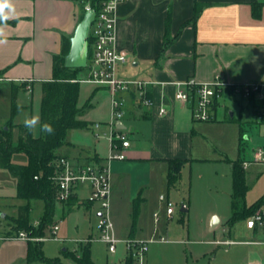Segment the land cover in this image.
<instances>
[{"label": "rangeland", "instance_id": "374dc122", "mask_svg": "<svg viewBox=\"0 0 264 264\" xmlns=\"http://www.w3.org/2000/svg\"><path fill=\"white\" fill-rule=\"evenodd\" d=\"M149 71L150 68L144 65L138 67L130 65L123 76L143 79L149 76ZM87 77L88 72L79 75L81 79ZM12 89L10 85L0 84V132L6 129L11 117ZM168 97L167 105L170 109L166 113H169L166 116L167 120L158 119L155 111L160 107L156 99L153 122L141 118H124L125 125L135 132L136 140L132 143L134 147L141 151V155L152 153L157 160L140 159L130 170L131 177L117 190L113 188L112 177L110 215L116 237L120 241L117 252L110 253L107 244L100 240L97 205L94 206L93 212H87L83 208L73 211L65 209L64 215H61L59 208L64 206L59 204L50 221V227L60 224L61 230L56 236L43 241L45 258L60 259L62 264H72L71 259L64 256L65 251L68 254L75 253L79 246L91 241L92 256L96 264H119L128 257L125 246L127 241L153 240L146 256V264H255L264 261V229L249 230L245 219L233 225L229 224L228 219L232 216L233 171L231 164L227 162H234L239 158L241 126L248 130L243 136L247 156L258 146L264 145V122L258 119V109L263 108V102L258 100L252 104L247 100L235 102L224 95L219 100L218 121L194 122L190 127L191 138L187 141L176 138L182 137L177 136L175 132L173 115L175 112L173 107L179 101L175 97ZM41 100L40 87H36L32 95L20 90L19 104L30 105L31 109L21 113L18 121L38 116L39 123L33 130L35 136L40 134ZM255 106L258 108L256 112ZM78 107L83 110L80 119L87 122L88 127L69 132L68 140L74 146L71 154L87 151L94 153L96 150L99 153L107 152L109 142L107 139L98 142L93 125L110 121L111 96L105 89L83 82ZM232 118L239 123L221 122ZM154 127L157 130L155 138L158 139L152 141ZM96 131H100V136L101 132L108 133L105 126ZM14 134L17 138L19 132L15 131ZM159 138L163 140L158 141ZM167 159L193 160L183 165L177 187H170L168 184ZM241 159L247 162L242 157ZM28 161V156L24 153L15 154L12 159L15 165H27ZM244 169L249 175L250 190L243 201L245 206L240 204V209L251 206L264 196V164L252 159ZM16 195V179L8 170L0 169L1 213L15 217L19 206L27 203L16 199ZM162 196L166 201L161 200ZM168 199L174 204L175 211L172 216L167 215ZM31 208V222L43 217L45 212L43 201H32ZM183 208L186 211H183ZM263 209L264 206L255 211L252 217ZM155 214L159 216L158 221L154 217ZM214 217H218L223 224L216 231H211ZM12 221L13 217H8L6 226ZM227 242L232 244L229 245Z\"/></svg>", "mask_w": 264, "mask_h": 264}, {"label": "crops", "instance_id": "0c3cea01", "mask_svg": "<svg viewBox=\"0 0 264 264\" xmlns=\"http://www.w3.org/2000/svg\"><path fill=\"white\" fill-rule=\"evenodd\" d=\"M86 1L10 0L13 11L9 12L6 9L9 18L0 24V29H3L0 40L4 41L0 43V72L2 73L0 84L12 87L17 85L20 88L26 85L28 88L30 83L32 88L31 91L27 92V95L33 94L36 87L42 89V83L51 80L53 77L54 56L61 53L63 38L72 39L76 33L85 15L83 4ZM196 2L205 3L208 6L202 10L197 23L194 24L190 21L194 15ZM255 7L259 9V15H255ZM169 11L172 12V36L178 33L183 24L187 23V25L181 36L168 48L165 54L161 55L165 23ZM117 15V46L119 49L127 51L130 57L129 63L120 69V76L128 80L156 81L159 83L152 86L150 91L153 102L155 103L156 99V102L159 103L160 108L156 109L155 112L160 120H167L166 116L169 115V113L160 115V109L165 107L169 111L168 96L175 97L177 92V87L173 84L175 82L195 79L198 83H209L216 76H220L222 81L228 83L230 87L264 85V0H124L118 5ZM130 65L149 67V76L143 79L124 77L125 70ZM103 89L109 93L106 88ZM261 93L264 96V88ZM225 96L234 99L235 102L247 100L250 104L257 100L254 98L246 99L241 96L234 97L228 94ZM123 98L126 101V118H141L153 122L154 106L146 108L139 103L137 104L136 93L124 94ZM219 106L220 103L215 111V118L209 122L218 121ZM173 108L175 109L173 114L175 132H177V136H182L176 138L189 141L191 138L190 127L194 122H197L193 120L192 106L179 101ZM257 109L255 106V112ZM231 114L233 116V113ZM221 122L230 121L224 119ZM94 125L93 129L98 134L100 131H96ZM123 125L129 132L131 145L124 150L127 156L126 160H116L110 163V187H112L113 177V188L116 190L131 177L130 170L140 159L157 160L152 153H142L141 155V151L132 144L136 140L135 132L125 125L124 119ZM257 126L259 125L257 124ZM177 129H182V131ZM243 130V136H245L248 130L245 128ZM156 133L157 130L154 127L152 129V141L158 139V137L155 138ZM246 137L248 138V136ZM97 138L99 143L107 139L109 142L107 152L99 153L96 150L94 153L87 151L72 155L74 146L70 143V145L62 148L59 154L75 165H105L110 155V140L107 137V131L101 132V136ZM161 140L163 139L159 138L158 141ZM241 142L243 148L240 147L239 157L247 161L252 160L255 149L247 156L244 149L246 142L244 139ZM167 160L169 162L172 159ZM183 160L186 163L193 161ZM227 162L231 164L233 171L232 162ZM246 177L247 183L250 185L249 175L247 174ZM178 184L174 187H177ZM90 194L89 185L80 186L74 195L75 205L71 209L73 211L83 208L87 212H93L94 206L97 205L96 215L98 219L100 205L89 202ZM110 198L111 194L109 203ZM16 199H18L17 195ZM25 205L27 203L21 206ZM61 205L64 208L60 207L59 213L64 215L65 204ZM242 205L245 206L244 203ZM58 206H60L59 203H57ZM19 208L15 217L0 212L1 218L5 220H3L5 227L0 230V264H30L28 262L29 242L6 236L8 229H10L6 226V217L16 218L19 214ZM39 221L40 219L32 221V223L35 224ZM221 224L223 223L220 220V224L211 231H216ZM225 225L227 224L225 223ZM247 228L256 231L261 227L256 226L254 229H250L247 225ZM49 234L50 232L47 236ZM255 264H264V261L262 263L255 262Z\"/></svg>", "mask_w": 264, "mask_h": 264}, {"label": "trees", "instance_id": "16d2710c", "mask_svg": "<svg viewBox=\"0 0 264 264\" xmlns=\"http://www.w3.org/2000/svg\"><path fill=\"white\" fill-rule=\"evenodd\" d=\"M108 0H87L85 7L90 5L97 13L100 12L102 4ZM208 6L205 3H195L194 15L190 22L197 23L202 10ZM255 15H259V9L255 7ZM5 20H0V24ZM187 23L183 24L175 36L171 34L172 12L169 11L166 23L165 34L162 43L161 55L165 54L168 48L181 36ZM91 43V39L89 41ZM72 44L71 39L64 37L62 41V51L54 56L53 77L49 81L42 83V100L40 108V134L34 135L29 132L24 121H18L21 113L31 109L30 105L19 104L20 90L25 93L28 89L25 86L21 88L13 85L11 117L7 122L6 128L0 132V169L8 170L12 177L17 181V198L27 202V205L19 208V214L10 225L6 236H11L21 231L27 232L31 237H45L50 232V221L57 208V187L54 177L57 172V164L62 157L59 151L70 145L68 135L71 130L84 129L88 123L81 120L83 110L78 107L81 83L79 75L88 72V69H68L65 66V59L70 53ZM90 53V51H89ZM91 54V53H90ZM2 73L0 72V78ZM236 87H228L225 91L230 96L235 95ZM32 95V94H30ZM149 98H152V92L148 91ZM219 102L215 105L217 109ZM230 122L239 123L235 119H229ZM44 123L51 124L54 131L48 134L41 130ZM15 131L19 134L15 137ZM244 130L241 126V140H243ZM240 147L243 148L242 142ZM18 153H24L28 156L27 165H15L12 162L13 156ZM185 160L172 159L169 161L168 184L174 187L179 183L181 172ZM243 161L239 157L232 162L233 165V194H232V216L229 219L231 225L242 219L252 218V214L264 206V196L249 207L240 209V204L246 198L250 185L247 183V173L243 166ZM39 200L45 204V212L36 227L30 220L31 202ZM75 205V197L65 204V209L70 210ZM1 218V215H0ZM8 217H6V220ZM4 220V219H3ZM5 221V220H4ZM5 227V226H4ZM68 253L64 256L70 258L72 264H96L92 257L91 241L86 245H81L77 252ZM28 262L34 264L37 262H47L49 264H62L60 259H49L44 257L43 242L29 241ZM121 264H132L131 258H127Z\"/></svg>", "mask_w": 264, "mask_h": 264}, {"label": "built area", "instance_id": "2783aa9c", "mask_svg": "<svg viewBox=\"0 0 264 264\" xmlns=\"http://www.w3.org/2000/svg\"><path fill=\"white\" fill-rule=\"evenodd\" d=\"M124 0H108L102 4L99 13L96 12V18L91 26L89 33V56H88V77L79 79L80 83L86 82L101 88H106L111 96L112 116L107 123H96V130L106 127L108 130L107 137L110 140V155L107 164H87L75 165L67 158L62 157L57 164V172L54 182L57 187V203L66 204L75 195L80 186L89 185L91 194L89 202L98 203L100 211L98 214V231L100 240L107 244L110 253H116L120 241L115 234L114 225L110 215V186L111 172L110 163L116 160L123 161L127 159L124 152L131 145L129 132L122 128L123 119L126 111V101L124 94L136 93L137 104L143 107L151 108L154 102L148 96V91L156 81L128 80L120 76V69L130 61L129 53L121 50L117 46V22H118V5ZM90 5H87L85 11H92ZM164 84V83H161ZM177 87L175 98L178 101L188 103L192 106L193 120L197 122H209L215 118V105L219 100L227 95L226 89L230 87L228 83L222 81L220 76L209 83H198L195 79H187L173 83ZM31 85H28V91H31ZM264 85H253L236 87L235 95L246 99H257L264 104V96L261 90ZM259 110V121L264 122V106ZM167 109L162 107L160 115H165ZM100 137V134H97ZM253 160L257 163L264 164V146L255 149ZM248 162H244V168H247ZM162 201H166L164 196ZM174 204L167 200V215L174 214ZM154 217L159 220L158 214ZM36 227L39 222L34 224ZM250 229L260 226L264 229V209L257 215L250 218L247 222ZM4 228L3 219L0 218V230ZM60 230V224L50 228V237H31L27 232L21 231L8 238L20 239L24 241L43 242L46 239L57 235ZM153 242H136L129 240L125 243L128 257L131 258L132 264H146V256L149 252V246ZM231 245L232 242H227Z\"/></svg>", "mask_w": 264, "mask_h": 264}, {"label": "water", "instance_id": "95a60500", "mask_svg": "<svg viewBox=\"0 0 264 264\" xmlns=\"http://www.w3.org/2000/svg\"><path fill=\"white\" fill-rule=\"evenodd\" d=\"M96 18V11H88L85 13L80 22L74 37L71 39V50L65 59V66L68 69H86L89 56V33L91 26ZM125 128L124 125H120ZM7 129V128H6ZM183 211H186L183 208ZM220 224V219L214 217L211 223V229L214 230Z\"/></svg>", "mask_w": 264, "mask_h": 264}, {"label": "clouds", "instance_id": "9594fccd", "mask_svg": "<svg viewBox=\"0 0 264 264\" xmlns=\"http://www.w3.org/2000/svg\"><path fill=\"white\" fill-rule=\"evenodd\" d=\"M6 9L9 10V12L13 11L10 0H0V20H7L9 18L8 14H6L5 11ZM2 35H3V29H0V36ZM3 42H4L3 40H0V43ZM23 123L25 128L29 132H31L36 128L37 124L39 123V117L38 116L26 117ZM41 130L48 134H52L54 131L52 125L48 123H44L41 126Z\"/></svg>", "mask_w": 264, "mask_h": 264}]
</instances>
